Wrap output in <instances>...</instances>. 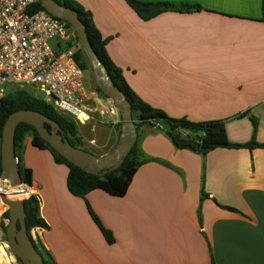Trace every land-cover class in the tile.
Segmentation results:
<instances>
[{
  "label": "crops",
  "instance_id": "0c3cea01",
  "mask_svg": "<svg viewBox=\"0 0 264 264\" xmlns=\"http://www.w3.org/2000/svg\"><path fill=\"white\" fill-rule=\"evenodd\" d=\"M73 1L93 15L110 57L144 102L174 119L223 121L232 144H264V0H136L201 8L149 20L127 0ZM92 122L80 127L81 138L98 151L92 154H111L122 117L98 130ZM88 125L96 132L87 138ZM163 128H139L149 161L124 197L72 195L69 168L25 137L22 164L33 173L31 192L48 225L36 236L53 264H264V148L203 156L178 149ZM203 192L210 197L202 200Z\"/></svg>",
  "mask_w": 264,
  "mask_h": 264
},
{
  "label": "trees",
  "instance_id": "16d2710c",
  "mask_svg": "<svg viewBox=\"0 0 264 264\" xmlns=\"http://www.w3.org/2000/svg\"><path fill=\"white\" fill-rule=\"evenodd\" d=\"M59 4L75 9L79 13L81 21L85 24L88 39L99 56L100 60L106 66L110 77L112 78L116 87H118L127 97L132 105L134 120L137 124V128L143 125H151L153 127L164 126L163 130L172 139L174 145L178 149L191 150L199 153L203 156L207 155L209 152L214 151L219 148L223 149H242L246 148L253 150L255 148H264V144H258L255 140L247 145L232 144L229 141L227 131L225 128V123L223 121H209V122H193L185 118L174 119L169 117L163 110L157 109L144 102L130 87L127 83L123 70L118 67L107 51V45L109 43L108 39H104L97 29L93 15L82 8L73 0H55ZM129 5L142 17L144 20H149L162 12L167 11H178V12H190L199 11L201 8L199 6L191 5H181L178 7L170 3H145L138 2L136 0H127ZM32 12L46 11L44 6L37 0L36 4L33 6ZM264 22V9H263V19ZM68 24V23H67ZM70 29L73 27L68 24ZM75 33V40L79 48L76 50L75 60L78 65L86 73H91L90 65L87 61V56L82 49L79 39ZM97 91L104 98H107L102 91L97 87ZM20 110H34L38 111L51 119L58 122L64 132V135L69 140V142L76 148L83 149L86 152L89 150L81 147L83 140L80 136L79 123H77L70 116L64 115L58 112L55 107L45 101L42 98H38L32 95L26 89H17L10 92L8 95L0 100V145L2 144L3 132L6 121L9 116L16 111ZM255 129H257V122L252 118ZM48 129H51L47 125ZM185 130L189 133L187 137H183L181 131ZM17 134L21 140V148L23 141L27 135H31L33 140L32 144L39 148L48 150L52 153L55 162L61 165H66L69 168L68 175V189L70 193L76 197L86 199L88 194L96 190H102L113 197H124L128 193V190L133 182V179L138 172L139 168L147 163L149 160L145 159L141 153L138 145V141L133 147L130 154L125 158L122 166L108 174L92 175L86 173L81 168L77 167L73 163L69 162L66 158L61 156L56 150H54L49 143L41 138L36 128L27 123H21L17 128ZM22 150V149H21ZM91 153V152H90ZM20 173L23 182L29 186L33 187V173L30 169L26 168L22 164V157L19 162ZM3 174L2 159L0 154V178ZM210 196L203 192L202 200L209 198ZM28 213L30 222L29 224L34 228H44L47 229L48 225L41 216L40 212V201L33 195V200L28 203ZM89 207L90 214L93 219L101 229L104 237L108 243H114L113 234L107 230L97 215ZM222 207V206H221ZM230 211L237 212L236 209L230 207H222ZM2 208L0 206V214ZM40 243V242H39ZM45 256L46 264H53L52 257L45 247L40 243ZM1 262V261H0Z\"/></svg>",
  "mask_w": 264,
  "mask_h": 264
},
{
  "label": "built area",
  "instance_id": "2783aa9c",
  "mask_svg": "<svg viewBox=\"0 0 264 264\" xmlns=\"http://www.w3.org/2000/svg\"><path fill=\"white\" fill-rule=\"evenodd\" d=\"M36 2L0 0V100L12 92L10 86L38 89L43 97L34 96L81 125L95 118L111 126L121 123L113 101L87 88L85 72L75 60L79 46L74 31L46 11L32 12ZM181 134L189 135L185 130Z\"/></svg>",
  "mask_w": 264,
  "mask_h": 264
},
{
  "label": "water",
  "instance_id": "95a60500",
  "mask_svg": "<svg viewBox=\"0 0 264 264\" xmlns=\"http://www.w3.org/2000/svg\"><path fill=\"white\" fill-rule=\"evenodd\" d=\"M38 1L50 15L73 27L92 67L97 86L121 112L122 131L116 149L109 155L97 156L74 147L64 135L60 124L38 111L20 110L9 116L1 144L3 174L0 178V228L10 252L19 264H46V261L38 244L36 228L29 224L28 203L33 200V193L23 182L20 173L22 148L17 134L18 126L21 123L34 126L41 138L61 156L92 175L104 176L119 169L138 141V128L132 105L126 95L115 86L106 66L93 49L79 13L55 0ZM47 125L51 129H48Z\"/></svg>",
  "mask_w": 264,
  "mask_h": 264
},
{
  "label": "rangeland",
  "instance_id": "374dc122",
  "mask_svg": "<svg viewBox=\"0 0 264 264\" xmlns=\"http://www.w3.org/2000/svg\"><path fill=\"white\" fill-rule=\"evenodd\" d=\"M54 44V43H53ZM87 61H88V63H89V60H88V58H87ZM89 65H90V63H89ZM90 69H91V74L90 73H86L85 74V84H86V86H87V88L89 89V88H92V86L93 87H97V82H96V79H95V76H94V74H93V71H92V67H91V65H90ZM10 88H11V90L12 91H14L15 89H16V87L15 86H10ZM17 90V89H16ZM32 95L33 94H36V95H39V96H42L43 97V93L40 91V90H38V89H31L30 91H29ZM97 119L95 118V119H93L92 121H95L94 122V124L93 125H95V127H96V130H98L97 128L99 127L98 126V124L100 123L101 125H102V127H109L110 125H108V124H106V123H104L103 121H101V120H98V121H96ZM92 121H90V123L92 122ZM93 123V122H92ZM96 123V124H95ZM88 124V123H87ZM90 125V124H89ZM87 126L86 128L87 129H85V135H86V137L88 138L89 136H90V134L92 133V135H94V133L96 132V130L95 131H93L91 128V126ZM82 125L81 124H79V128L81 127ZM82 140H83V138H82ZM87 145V146H86ZM81 147H83V148H85V149H87V150H89L90 152H98L97 150H95V149H92L91 148V145H88L86 142L84 143V141H83V144L81 145ZM0 154H1V145H0ZM29 187V186H28ZM31 188L29 187V190H30ZM31 191V190H30ZM2 213V212H1ZM38 244H39V247L41 248V246H40V243L38 242ZM42 250V249H41ZM6 254H5V253ZM42 252H43V250H42ZM44 253V252H43ZM0 256L2 257V258H4V259H2V261L0 262V264L2 263V264H19V262L13 257V255H12V253L10 252V248H9V246H8V244H7V242L5 241V238H4V234H3V231L1 230V228H0ZM46 256V255H45Z\"/></svg>",
  "mask_w": 264,
  "mask_h": 264
},
{
  "label": "bare ground",
  "instance_id": "6f19581e",
  "mask_svg": "<svg viewBox=\"0 0 264 264\" xmlns=\"http://www.w3.org/2000/svg\"><path fill=\"white\" fill-rule=\"evenodd\" d=\"M23 189V188H22Z\"/></svg>",
  "mask_w": 264,
  "mask_h": 264
}]
</instances>
